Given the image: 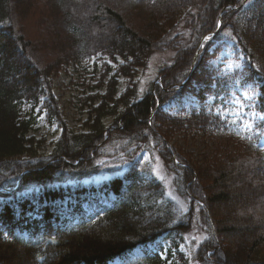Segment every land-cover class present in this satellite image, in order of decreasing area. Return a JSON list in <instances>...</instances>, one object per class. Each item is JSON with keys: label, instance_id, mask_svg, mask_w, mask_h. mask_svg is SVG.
Listing matches in <instances>:
<instances>
[{"label": "trees", "instance_id": "trees-1", "mask_svg": "<svg viewBox=\"0 0 264 264\" xmlns=\"http://www.w3.org/2000/svg\"><path fill=\"white\" fill-rule=\"evenodd\" d=\"M112 3L0 0V264H264V119L231 148L219 144L208 155L212 168L176 163L170 145L182 134L228 133L234 124L215 112L247 85L258 90L254 108L264 115V0ZM228 43L243 68L222 76L209 63ZM165 54L150 89L112 114L110 127L101 124L110 114L97 111L88 134L64 132L51 155H38L26 136L42 99L54 100L58 72L101 55L122 58L118 72L132 80ZM187 93L200 108L187 118L166 112ZM142 152L158 153L185 210L151 169L134 167ZM100 203L96 214L85 208ZM193 230L205 237L185 258L179 247ZM164 243L165 257L163 247L148 249Z\"/></svg>", "mask_w": 264, "mask_h": 264}, {"label": "rangeland", "instance_id": "rangeland-1", "mask_svg": "<svg viewBox=\"0 0 264 264\" xmlns=\"http://www.w3.org/2000/svg\"><path fill=\"white\" fill-rule=\"evenodd\" d=\"M106 1L108 4L118 2V0ZM215 48H212L211 52ZM202 51L204 52V49ZM169 59L170 57L166 54L153 56L150 59L148 69H138L132 80L118 72L120 67L127 66L122 58L114 60L108 56L97 55L81 65L67 66L69 68L52 77L51 90L54 100L42 99L31 116L33 124L30 126L26 137L30 138L33 144L41 147L38 149L39 156H49L64 132L88 134V128L93 123L95 114H98L97 111H100V114H110L105 115L101 120L104 127H110L115 120V115L112 114H121L125 109L126 101L140 100L150 89V85L153 84L162 62ZM209 66L212 71L219 72V75L223 76L241 71L243 59L238 55L237 50L233 49V45L229 43L220 51L216 59L210 62ZM128 89L133 91V95L125 94ZM257 96L258 90L255 86L247 85L240 89L231 100L225 102L224 106L217 109V115L234 124V126L229 127L228 133L227 130L218 132L214 130L207 136L195 134L191 137L187 136L185 139L182 134L177 138L174 137L175 139L170 142V145L181 156L177 161L181 162L182 159L184 161L182 163L202 166L201 169L212 168L214 161H207L208 155L214 154L219 144H222L224 149L231 148L232 144L245 134L254 133V130H257L255 128L256 122L264 119V115L254 108ZM213 101V98H207L205 104L209 106ZM201 104L195 95L188 93L182 99L173 102L166 108V111L176 114L178 110L184 107L185 113L182 116L187 118L192 109L200 108ZM28 109L30 110L28 106H24L22 114H20L25 120L29 119V114H26L29 112ZM235 123H237L236 126ZM246 125H252L251 129H246ZM224 136H229V139L224 138ZM259 151L264 152V138L260 143ZM137 164L142 167L149 166L154 175L164 183L172 199H176L179 204L187 208L188 201L177 198L179 195L174 193L172 178L166 174L162 163L156 156L151 157L149 154H142L138 157ZM197 184L199 187V182ZM101 204L103 203L85 206V208L90 214H96L100 211L99 206ZM235 208L237 211L239 207ZM255 209L258 211V208ZM227 210L218 208V212L223 214ZM204 237L199 231L190 232L184 238L186 243L179 247V252L184 254L185 258H189L191 249L194 250ZM168 249L169 246L166 244L164 251H168ZM16 262L18 263L20 260ZM18 264H27V262L23 261Z\"/></svg>", "mask_w": 264, "mask_h": 264}, {"label": "bare ground", "instance_id": "bare-ground-1", "mask_svg": "<svg viewBox=\"0 0 264 264\" xmlns=\"http://www.w3.org/2000/svg\"><path fill=\"white\" fill-rule=\"evenodd\" d=\"M209 42L210 41V35H208L207 37H206V42ZM207 42V43H208ZM200 55L201 54H203V52H202V47L200 46L199 48H198V51H197ZM194 63V62H193ZM192 66H193V64H192ZM192 68V67H191ZM151 248V247H150ZM150 248H148V249H150Z\"/></svg>", "mask_w": 264, "mask_h": 264}, {"label": "water", "instance_id": "water-1", "mask_svg": "<svg viewBox=\"0 0 264 264\" xmlns=\"http://www.w3.org/2000/svg\"><path fill=\"white\" fill-rule=\"evenodd\" d=\"M220 24H221V23H220ZM194 63H195V62H194ZM194 67H195V66L193 65V66H192V70H191V74H190L189 79L187 80V82L190 80V78H191V76H192V74H193V72H194ZM187 82H186V83H187Z\"/></svg>", "mask_w": 264, "mask_h": 264}, {"label": "snow or ice", "instance_id": "snow-or-ice-1", "mask_svg": "<svg viewBox=\"0 0 264 264\" xmlns=\"http://www.w3.org/2000/svg\"><path fill=\"white\" fill-rule=\"evenodd\" d=\"M245 127H246V129L250 130L252 125H246ZM257 134H260V133L258 132ZM244 138H250V137H244Z\"/></svg>", "mask_w": 264, "mask_h": 264}]
</instances>
